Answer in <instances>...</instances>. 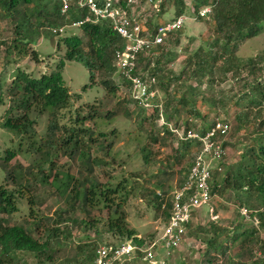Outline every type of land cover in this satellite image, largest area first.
I'll return each mask as SVG.
<instances>
[{"label": "rangeland", "instance_id": "rangeland-1", "mask_svg": "<svg viewBox=\"0 0 264 264\" xmlns=\"http://www.w3.org/2000/svg\"><path fill=\"white\" fill-rule=\"evenodd\" d=\"M160 1L162 13L157 16L159 0L153 1L152 4H148L147 1L140 4L137 11H141L140 15H143L142 21L146 18L154 23H161L174 17L172 2L169 0ZM189 1L191 0H183L185 8L190 5ZM184 12H187L186 9ZM212 24L210 17L194 21L189 16L183 26L174 32L176 36L173 35L172 44L166 47L168 50L161 53L164 54L165 60L167 59L161 68L164 81L177 77L184 68L183 63L186 57L198 47H203L208 36L212 35ZM72 35H79V31L65 28L61 35L51 37L46 29L42 30L41 36L32 46V50L36 54V61H32L23 53L17 54L15 51L9 50V54L5 56L0 51V85L4 99H6V85L12 79L14 70L18 68L35 78L41 74L52 72L63 57L64 48L60 43L61 37ZM10 36V23L0 10V43L8 42ZM175 40L177 44H173ZM166 52L169 54L167 57L165 56ZM260 53L264 55V31L245 41L235 55L241 65L245 60ZM221 62L218 60L215 66L221 65ZM61 76L70 99L67 107L59 112L60 124L70 125L76 114L85 116L91 107L98 108L101 116L107 112L114 113L107 121L103 118L94 121L92 137L99 142L88 147L89 158H93L96 162L90 177H93L100 186H107L111 189L120 183L118 193L112 194L107 203L110 205L119 204V211L123 212L124 226L127 230L133 231L136 238L143 239L145 244L154 241L163 226V220L159 217L152 197L154 186L156 183H160L164 190L171 191L178 188L187 173L196 152L195 149L189 147L183 150L172 137L163 138L157 128L159 122L155 124L152 118L147 119L149 115H153V108L150 106L142 109L132 103L128 99V91L122 88V84L115 77L112 78L111 83L119 88L106 90L100 84L102 80L106 79L104 75L93 71L90 82L89 72L75 62H65ZM207 79H213V83L207 84ZM195 80L188 79L183 75V78L169 83L167 93L164 92L165 90L155 87L156 91L153 93L157 102L154 100L152 105H159V121L160 119L163 121V114L166 112H163V102L165 104V100L169 98L171 107L177 110L174 119L171 120L172 123L178 120L181 124L187 119H194L199 121L202 126L207 127L214 118L228 123L230 129L223 142L225 143L224 156L218 161L209 162L211 170L219 168L215 178L218 181L222 172L228 167H231L230 170L233 171V167L242 160L241 154L248 143V138L258 135L264 127H258L253 122H242L240 128L237 129L235 116L238 113H246L248 118H251L254 108L248 107L246 102L238 101V84L230 70L222 72L218 68L213 73L201 77V85L197 90H193L196 84ZM181 97L188 98L191 101V106L181 105L178 102ZM216 100H221V103L214 102ZM213 102L214 104H212ZM236 102L237 104H235ZM7 106V100H4V103L0 105V158L3 157L5 151H16L18 144L22 146V141L18 137L1 129V124L6 117ZM257 111L255 109V112ZM194 113L199 115L195 117L196 119L193 118ZM47 116L46 112L36 114L34 110L29 114L30 118L36 120L34 131L37 143L43 140ZM261 117H264V111L259 114L258 118ZM152 121L154 124L151 123ZM151 135L157 136L156 142L150 140ZM108 144L110 146L106 147ZM142 147L144 152L140 150ZM39 158V154L35 151L30 152L28 156L22 152H16L9 165L19 164V167L14 170L22 172V168L29 164L31 166L40 165L41 159ZM51 162L53 168L47 177V183L35 182L31 191L24 190L23 181L20 180L15 187L5 186L3 175L0 172V185L14 195L15 211L9 216H4L7 222L15 225L21 224L24 219L35 216L38 221L31 229L32 237L38 242L44 240L49 242V254L52 260L50 264H73L79 246L85 245L84 251L88 253L91 248L95 249L104 244H116L119 240L125 242L124 238L106 231V218L111 216L108 214L111 212L109 209L98 206L86 214L79 204L63 201L56 190L52 186H48L51 177L61 171L76 175L75 170L79 162L77 160L71 162L66 157L57 154L53 155ZM32 169L30 177L33 179L36 177V170ZM214 172L212 171V173ZM243 195L244 192H237L229 187L225 189L224 193L213 194L209 205L198 209L193 214L177 249L164 250L157 247L155 248V258L151 263L138 259L128 264H203L206 241L213 236L214 231L210 229V225L218 229L215 231L214 241L221 243L222 247H226L225 256L228 262L252 264L251 257L245 255L241 250L249 249L252 252L257 248L255 240L264 243V228L258 227L251 209L239 206L237 196L243 199ZM249 195L254 199L256 194L252 191ZM31 196H33L34 203L28 205L26 198ZM252 206L256 205L253 203ZM239 207L248 209L250 214L248 219L240 217ZM213 210L215 213L212 214L216 218L213 220L214 222H211L209 214ZM41 216L44 218L42 219ZM72 220L91 223L92 226H78ZM55 228L58 231L53 237V233L48 229ZM236 228L238 229L236 233L251 232L252 237H244V239L239 237L233 242L223 241L226 237L233 236L232 233ZM219 229L225 230L227 233L220 234ZM255 253L260 254L258 251ZM18 264L36 263L31 255L25 254ZM212 264H218V262Z\"/></svg>", "mask_w": 264, "mask_h": 264}, {"label": "trees", "instance_id": "trees-1", "mask_svg": "<svg viewBox=\"0 0 264 264\" xmlns=\"http://www.w3.org/2000/svg\"><path fill=\"white\" fill-rule=\"evenodd\" d=\"M145 1L134 0L133 8L137 10L140 4H144ZM150 1L153 2L155 0ZM169 1L174 6V17L169 20L175 19L179 15L186 17L188 15L195 16L199 9L210 6L211 9L208 18L210 17L213 23L212 35L208 36L203 47H198L192 54L186 57L183 63L184 68L177 77L164 81L161 70L162 65L167 60H165L164 54L161 53L168 50L166 47L172 44L171 39H173V35L176 36L174 32L169 33L163 39L162 43L150 53H141L137 56L134 74L141 76L145 80L154 78V86L166 92L169 83L183 78V75L188 79H196L193 90H197L201 85V77L213 73L218 68L222 72L230 70L238 84V101L241 103L246 102L248 107L254 108V113L251 118H248L246 113H238L235 116L237 129L240 128V123L242 122H253L258 127H264V117L258 118L259 114L264 111V55L261 53L255 55L245 60L241 65L235 55L236 51L245 41L256 37L264 31V0H191L187 8L184 7L186 5L183 0ZM115 2L116 6L122 7L128 13V9L125 8V0H116ZM161 8L162 3L159 0V9L156 16L162 13ZM59 9V0H0V10L6 15L10 23L11 31L10 40L0 43V51L5 56L9 54V50L15 51L17 54L23 53L30 57L32 61H36V54L32 50V46L41 36L42 30L46 29L51 37L59 36L51 34L50 31L64 27L70 21L78 20L84 14V10H77L74 6H71L64 15L60 14ZM184 9L187 12H184ZM157 24L159 23H154L146 18L142 21V27L149 32H152L153 27ZM77 30L79 31V35L61 37L60 43L63 45L64 53L55 70L48 74H41L35 78L17 68L14 70L12 79L6 85V99L2 96V87L0 85V105L4 103V100L8 102L6 117L1 124V129L18 137L22 141V146L18 144L16 151H5L3 157L0 158L2 179L5 181V186L9 185L13 187L18 185L19 180L23 181V189L31 191L35 182L41 184L47 183V177L53 168V163L51 162L53 155L57 154L66 157L71 162L77 160L79 164L76 166V175L61 171L51 177L48 186H52L63 201H71L79 204L80 208L86 214L98 206L106 207L111 211L108 213L111 216L106 218V231L124 238V241H128L133 246H140L145 241L136 238L133 231L127 230L124 226L123 212L119 211V204L110 205V203H107L108 198L112 194L118 193L120 183L111 189L107 186H100L93 177H90L93 165L96 162L93 158H89L88 147L95 142L96 144L99 142L96 139L95 141L92 137L94 134V131H92L94 121L95 119L102 118L107 121L114 113L107 112L101 116L98 108L94 109L91 107L85 116L76 114L70 125L59 123V112L67 107L70 99V95L64 86L61 76V70L65 62L80 64L89 72L90 82L93 71L104 75L106 79L102 80L100 84L106 90H115L118 87L113 86L111 83L112 78L115 76L112 67V55L115 49L121 47L123 41L111 30L108 23L104 21L95 24H83ZM175 39L177 40V37ZM176 40L173 44H177ZM1 47H3V50H1ZM168 53L170 52L168 51ZM168 53H165L166 57L169 55ZM218 60L222 61L221 65L215 66ZM206 83L212 84L213 79H207ZM127 86V83H122V88H126ZM154 100L157 102V98H154ZM178 102L183 106H191V101L186 97H181ZM214 102L221 103V100ZM255 109L258 111L255 112ZM32 110L36 111V114L44 112L48 114L44 137L40 143H37L38 141L35 138L36 133L34 127L36 120L29 117ZM164 111L167 112L163 114L164 124L159 123L157 128L160 132H158L162 134L163 138L172 137L175 139L176 143H179V146L181 145V149L186 150L190 147L191 149H195V153H197L198 144L178 140L168 130L167 125L170 123L174 128L183 126L184 131L191 129L194 131L199 130L201 133L204 132L205 127L203 126L197 129L195 124H189L186 120L181 122V124L178 120L172 123L171 120L174 119V114L177 110L171 107V100L169 98L165 100V104L163 102ZM152 114L147 119L152 118L156 124L159 118L158 108H153ZM194 115L193 118L199 116L197 113H194ZM250 119L252 121H249ZM154 122L152 121L151 123L154 124ZM156 139V135L150 136L151 141L156 142ZM223 142L224 140L221 143L222 147L225 145ZM109 146L110 144L106 147ZM140 150L144 152L143 147ZM32 151L39 154V159H41L40 165L31 166L29 164L27 167L22 168V172L14 170L16 167H19V164L9 165V162L15 157L16 152H22L28 156ZM241 155L242 160L233 167L234 170L231 171V167H228L221 173L222 175L218 181L215 180L218 173L214 172L211 174L209 183L210 194L224 193L227 187L232 190H237V192H244L243 199L237 196L239 206H246L251 209V212L257 220L258 227L263 229L264 128L258 135L248 138V143L243 148ZM32 168L36 170V177L33 179L30 177ZM154 187V191H169L164 190L160 183H156ZM154 191L152 192V197L158 212ZM252 191L256 194L254 199L249 197ZM119 194L121 195V193ZM13 200V193L7 191V189L0 185V264H18V261L25 254L31 255L36 264H50L52 260L49 254V242L47 240L38 242L32 237L31 229H33L32 227L38 221L35 216L24 219L21 224L15 225L7 222L5 217L15 211ZM26 201L28 205L33 204V196L26 198ZM253 203L256 206H252ZM212 213H215V211L213 210ZM166 216V212L159 214L162 220ZM41 218L43 219L44 217L41 216ZM210 221L214 222L213 220ZM72 222L78 226H92L91 223L87 224L82 221L77 222L72 220ZM210 229L214 230L213 236L206 241V249L203 253L205 259H203L202 263L212 264L217 261L218 264H237L228 262L225 256L227 252L226 247H222L221 243H215V231L218 229L214 228L213 225H210ZM237 230V228L234 229V233L231 232L233 236L226 237L223 241L233 242L239 237H243V239L244 237H252L251 232L241 231L236 233ZM48 231L53 233L52 236L55 237V232L58 230L55 228L48 229ZM219 231L220 234L227 233V231L222 229H219ZM121 242L122 240H119L116 244ZM255 243L257 244V248L252 252L249 249L241 251L251 257L252 264H263L264 243L256 240ZM77 249V257L73 264L90 262L93 258L94 249L91 248L88 253L84 251L86 249L85 245L83 247L79 246ZM256 251L260 253V256H256ZM138 259L139 253L135 252L132 262Z\"/></svg>", "mask_w": 264, "mask_h": 264}, {"label": "built area", "instance_id": "built-area-1", "mask_svg": "<svg viewBox=\"0 0 264 264\" xmlns=\"http://www.w3.org/2000/svg\"><path fill=\"white\" fill-rule=\"evenodd\" d=\"M116 0H59L61 15H64L71 6L77 10H84V14L78 20L70 21L64 27L51 30V34L60 35L65 28L76 29L83 24H95L102 21L107 22L112 31L123 41L120 48L115 49L112 55V67L115 78L127 83L125 88L132 103L140 108H159V105H152L155 94L154 78L143 79L134 74L137 56L141 53L148 54L160 45L163 39L171 33L180 29L188 19L183 15L170 21L161 22L149 32L142 27L141 11L133 8L134 0H125V8L128 13L116 6ZM152 4L150 0H146ZM145 1V2H146ZM154 7V5H153ZM210 6H205L197 12L194 18H208ZM158 117H160L158 115ZM189 124H195L200 129L202 124L194 119L186 120ZM158 122L164 124L161 119ZM168 130L178 139L198 144L190 163L187 173L180 186L172 191H154L158 212H166L163 219V226L158 237L154 241L145 242L140 246H133L128 241L119 244L101 245L94 249L93 258L85 264H128L132 261L135 252L139 253V259L151 263L155 258V248L164 250H175L181 244L185 231L191 222L193 214L198 209L209 205L211 200L210 180L212 171H219V168L210 169L209 162L218 161L224 156V148L221 143L225 139L230 126L219 118H214L205 127L203 133L199 130L187 129L184 127L174 128L167 125ZM238 213L242 219H248L249 211L239 207ZM161 218V217H160ZM210 220H214L212 212ZM260 256V254H256Z\"/></svg>", "mask_w": 264, "mask_h": 264}, {"label": "clouds", "instance_id": "clouds-1", "mask_svg": "<svg viewBox=\"0 0 264 264\" xmlns=\"http://www.w3.org/2000/svg\"><path fill=\"white\" fill-rule=\"evenodd\" d=\"M179 16H180V15H179ZM177 17H178V16H177ZM185 17H186V16H185ZM188 17H189V16H187L186 18H188ZM191 17H192L193 20L198 19V18H194V16H191ZM187 20H188V19H187ZM187 20H186V21H187ZM168 21H170V20H168ZM186 21H185V22H186ZM76 29H77V28H76ZM175 32H176V31H175ZM171 33H172V32H171ZM114 77H115V76H114Z\"/></svg>", "mask_w": 264, "mask_h": 264}]
</instances>
